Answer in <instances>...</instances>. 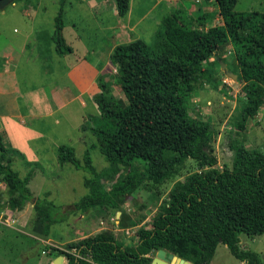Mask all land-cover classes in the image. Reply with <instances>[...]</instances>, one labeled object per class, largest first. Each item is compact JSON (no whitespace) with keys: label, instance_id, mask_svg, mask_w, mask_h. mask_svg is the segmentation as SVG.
I'll use <instances>...</instances> for the list:
<instances>
[{"label":"trees","instance_id":"obj_1","mask_svg":"<svg viewBox=\"0 0 264 264\" xmlns=\"http://www.w3.org/2000/svg\"><path fill=\"white\" fill-rule=\"evenodd\" d=\"M65 1L60 0L55 17L53 40L59 54L72 51L62 35ZM214 1L216 14L171 9L161 20L152 46L134 39L113 48L110 61L116 72L100 74L99 91L92 96L101 119L93 134L107 167L98 172L86 153L80 161L65 145L57 147V160L70 162L89 175L88 193L74 205L82 213L108 206L125 215L121 198L145 181L164 182L187 159L202 170L174 184L164 208L147 228L136 231L135 241L124 243L103 230L71 243L69 249L74 252L60 250L66 264H150L159 249L191 264H210L219 243L243 264H263L255 251L240 247V235L264 233V153L245 146L247 123L264 104V12H237L238 0ZM115 2L118 14L125 15L129 0ZM228 44L233 54L223 58L218 51ZM213 56L218 66L220 61L234 62L232 71L243 92L236 137L229 141L231 167L217 165L212 125L195 121L187 113V101L198 83L212 78ZM115 82L123 84L125 103L113 93ZM21 156L0 133V182L7 186L8 194L0 200V208L20 210L33 200L27 185L30 173L20 177L13 169L15 158ZM135 162L143 169L127 170L106 189L105 179L120 166ZM33 209L30 230L44 239L51 225L66 216L42 197L35 198ZM126 217L129 223L121 216L119 227L138 223Z\"/></svg>","mask_w":264,"mask_h":264},{"label":"rangeland","instance_id":"obj_2","mask_svg":"<svg viewBox=\"0 0 264 264\" xmlns=\"http://www.w3.org/2000/svg\"><path fill=\"white\" fill-rule=\"evenodd\" d=\"M32 1L40 3L42 8L38 13V17L34 20L33 28L44 31L45 37L47 38L53 36L55 17L59 12L60 0ZM196 1L200 2L202 11L216 14L217 6L215 1ZM15 2H19V0H15ZM131 3L130 18L133 19L140 14V11L148 9L152 4L149 0H138L137 2L131 0ZM183 3L189 4L187 0H183ZM181 4H178V6L180 7ZM10 5L8 4L6 6L8 11L12 9ZM63 7V21L65 23L63 35L76 48L75 52L68 56H63L60 58L61 62L57 63L54 59L55 55L52 57L50 56L51 54L42 51L41 45H43L44 40L43 38L35 39V31L33 30V33L27 38V44L29 46L25 50L24 55L19 57V64L16 65V73L14 75V78L18 82L17 86L20 90L19 101L22 106L28 104L29 96L27 98L26 92L30 91L29 88L32 89L33 87L42 85L47 91L60 82L64 83L66 79V70L64 69L66 63L69 65L77 56L86 53L87 49H104L112 43L120 44L130 38L128 37L129 32L112 26L118 20V16H114L113 11L108 6L101 7L100 11L96 12V10L88 5L87 0H66ZM234 10L237 12H264V0H238L234 6ZM0 28L2 30L0 31V49L6 48L8 45L13 46L14 44L12 42L18 34L16 33L17 30L21 32L20 26L14 21L2 20L0 22ZM14 28H16L15 31H13ZM73 31L79 36L80 43L76 41L77 38L74 39ZM145 38L150 46L156 41L155 34H146ZM48 47L51 50V47ZM218 53L221 57H229L233 54V48L231 44H228L218 51ZM214 58L213 56L211 59L213 61L212 78L209 81L206 80L198 83L195 91L187 101V113L191 119L210 123L215 129L216 134L212 144L214 155L217 158L218 167L223 168L231 167L232 164L233 151L229 147V141L232 137H236L235 121L239 118V99H243V92L241 83L227 76L224 72V69L231 71L235 65L234 62H230L228 67L226 65L225 67H221L215 63ZM107 70L115 73L111 62L108 63ZM112 89L117 99L125 103L123 84L118 85L115 82L112 85ZM68 108L70 113L73 110L78 112L80 109V114L87 113L92 109L91 106L84 110L81 109L77 101H73ZM71 120L69 118V122ZM90 120L94 125L96 124L93 118H90ZM62 124L64 129L63 131L61 130L60 135L57 133L55 135L50 134V139L51 136H57V142L60 144H70L72 155L80 161L84 160L86 153V156L90 158L91 163L98 172L109 165L99 151L98 142L91 132L86 137H81L80 135L81 139L73 142L72 140L75 138L73 135L76 132L72 128L73 122L68 123L69 126L64 121ZM75 135L77 134L75 133ZM45 142L47 146H50L48 138H46ZM245 144L249 149L256 148L264 153V109L262 107L259 115L247 123V141ZM47 157L50 158L39 161V168L42 170L43 176L36 174L33 182L30 184L32 189L39 186V188L43 187L44 190L51 191L58 205L65 204L69 200L74 202L78 201L84 194L88 193V189L83 188V181L89 176L86 172L81 169H74L70 162H65L61 166L62 163L59 160H54L52 154L48 152ZM136 168L138 170L143 169L141 164L136 162L129 166H120L113 176L104 180V186L106 189H109L114 181H117L125 175L127 170ZM13 169L17 171L20 177H24L27 172L29 173L27 171L28 169L21 163L13 165ZM198 170H202L198 163L192 159H187L183 165L179 166L176 173L164 182L155 183L145 181L133 193L121 198V207L125 215L117 214L115 209L106 208L108 206H104L103 208H90L83 214L91 215L94 221L93 212H96L98 214V220L93 222L94 225L97 224V226L103 227L102 229L104 231L112 232L120 241L129 244L136 240L134 237L136 231L147 228L150 219L164 208L174 184L178 181L185 180L188 175ZM35 172L38 173L36 170ZM1 189H4L3 186ZM2 191H0V199L5 200L8 198V194ZM26 207V213L23 214L22 211L23 216L20 219L22 224H25L26 220L29 221L24 228H19L20 225L16 228L17 224L13 220L7 222L12 227L0 225V264H53L55 255H63V264H66L67 258L60 250L74 252L75 249H69V245L71 243H77L82 239L80 238V230L86 234L85 230L87 229L83 225H80V221L77 220L81 213L76 211L72 204L60 208L61 212L66 214V216L62 221L55 222L51 225L49 237L54 241L66 242L63 244L54 242L58 248L51 246V249H48L44 241L39 239L42 237H37L38 235L35 236L29 231L28 226H30L31 219L35 218V214L34 210H32L31 203H28ZM0 210L7 211L8 216L11 214L9 212L10 209L7 207H2ZM121 216L128 223L129 220L126 216H129L132 220H137L138 223L129 226L130 228L126 233L116 223V220L119 221ZM240 247L255 251L264 264V233L256 236L241 234ZM210 264H243V262H240L232 256L228 248L220 243L216 247Z\"/></svg>","mask_w":264,"mask_h":264},{"label":"crops","instance_id":"obj_3","mask_svg":"<svg viewBox=\"0 0 264 264\" xmlns=\"http://www.w3.org/2000/svg\"><path fill=\"white\" fill-rule=\"evenodd\" d=\"M133 1L137 2L138 0ZM149 1L152 2L149 8L140 11V14H138L134 19L130 18L132 9L131 0H129L128 11L123 16H120L118 14L115 0L114 4L113 0H87V3L91 8L96 10V12L100 11L101 7L108 6L109 9L113 11V15L118 16V20L114 25L112 24V26L130 33L128 36L130 37L129 40L121 42L120 44L130 42L134 39H141L145 43H147L145 40V35L156 34L161 20L170 12L171 9L175 7L186 8V10H188L189 12H199V10H202L201 5L199 4L200 2L196 0H187V3L189 4H184L182 0ZM10 4V6L12 7L11 10L8 11L6 9V6L0 9V22H2V20L14 21L17 23V25L20 26L21 32L17 30L16 33L18 34L14 37V40L12 42V44H14L13 46L8 45L6 48L0 49V133L3 135L8 144H10L13 148H15L22 154L21 157L15 158L13 165L21 163L26 169H28L27 171H29L30 173V178L27 185L34 196L32 202H28L32 204V210H34L33 201L37 197H42L44 199L50 200L60 208L69 206L71 204L75 205L81 198L86 196L87 193L84 194L78 201L74 202L69 200L65 204L58 205L51 191L44 190L43 187L39 188V186L32 189L30 187V184L33 182L36 174H43L41 172L42 170L39 168V161H44L50 158L47 157V152L52 154L54 160H57V147L59 145H65L67 149L71 150L70 144H60L59 142H57V136H51V139L49 137L50 134L55 135L57 133L60 135L61 130L63 131L64 129V126L62 124L63 121L65 122V124H70L71 122H73L72 128L76 131L75 133L77 134L75 135L74 133L73 137L75 138L74 140H72L73 142L77 139L80 140V135L81 137L89 136L90 132L96 139L95 135L93 134V128L100 124L101 119L97 107L92 100V96L99 91L97 83L98 76L100 74L112 73L107 70V66L108 63L111 62L110 54L113 48L118 44L112 43L110 44V46L104 49H87L86 53L77 56L76 59L72 60L69 63V65L66 63L64 67V69L66 70V79L64 83L60 82L47 91L45 88H43L42 85L33 87L32 89L29 88L30 91L26 92L27 98L29 96L28 104L22 106L19 101L20 90L17 86L18 82L14 78V75L16 73V65L19 64V57L24 55L25 50L29 46V44H27V38L30 34L33 33V30L35 31V39L43 38L44 40L43 45L45 44V46L43 47V45H41L42 51H44V53L51 54L50 56L52 57H54L55 55L54 59L57 63L61 62L60 58H62L63 56H68L69 54L74 53L76 48L73 47V45L70 44L71 42H68V39L63 35L65 23L62 30V35L65 39V43L72 48V51L65 52L64 54H59L56 51L53 36L47 38L45 37L44 31H39L37 28H33V23L35 22L34 20H36L39 11H41L42 9L40 3L34 2L32 0H19V2L14 1ZM178 4H181L180 7L178 6ZM15 30L16 28H14L13 31ZM0 31H2L1 28ZM72 33L74 35V39L77 38L76 41L80 43L79 36L75 33V31H73ZM47 43L50 44H48V46L51 47V50L47 46ZM225 65L226 67H228L227 63H225ZM114 71L116 72L115 68ZM73 101H77L79 107H81V109L83 110L89 106H91L92 109L84 114H80V109L78 110V112L73 110L70 113L68 106ZM263 106L264 104L261 106L264 109ZM259 113L257 115H259ZM69 118L70 120L72 119L70 122ZM90 118H93L95 120V125L91 122ZM69 124L67 126H69ZM46 138L49 139L50 146L46 145ZM246 147L248 148V146ZM63 164H61V166ZM35 170L38 171V173L35 172ZM87 179L88 177H86V179H84L83 181V188H87ZM2 186L4 189H1ZM0 191L7 192V186L1 182ZM1 201H3V199ZM28 203H26V205ZM26 205L20 210L10 209L12 215H10L9 220H13L14 223L16 222V228H18L19 225V228H24L29 222L27 220L25 224H22L20 222L21 217L26 213ZM80 213L81 214L78 216L77 220L80 221V225H83L87 229L85 230L86 234L80 230V238L85 239L104 230L102 229L103 227H99L97 226V224L94 225L93 223L94 221L96 222V220H98V214L96 212H93L94 221L92 220L91 215H85L81 211ZM7 216V211L0 210V225L12 227L10 223H6L9 220L5 221V218L7 219ZM32 220L33 219H31V221ZM116 223H119V221L116 220ZM28 227L29 231H31L30 226ZM129 228V226L123 228L120 227V229L124 230L126 233L128 232ZM31 232L34 234L33 231ZM34 235L37 236L36 234ZM112 235L114 234L112 233ZM39 239L44 241V244L48 246V249H51V246L57 247L54 242L61 244L66 242L58 240L54 241L49 236L46 239ZM57 256L58 255H55L54 258H56Z\"/></svg>","mask_w":264,"mask_h":264},{"label":"water","instance_id":"obj_4","mask_svg":"<svg viewBox=\"0 0 264 264\" xmlns=\"http://www.w3.org/2000/svg\"><path fill=\"white\" fill-rule=\"evenodd\" d=\"M13 1L14 0H0V9L4 8ZM220 64L221 67H225V63H223L222 61H220ZM224 72L227 76L231 77L234 80H237V74H235L233 71L224 69ZM117 213H120V211H118ZM63 262H64V256L58 255L54 259L53 264H63ZM150 264H190V262L176 255H173L172 253H167L165 249H159L154 254Z\"/></svg>","mask_w":264,"mask_h":264},{"label":"built area","instance_id":"obj_5","mask_svg":"<svg viewBox=\"0 0 264 264\" xmlns=\"http://www.w3.org/2000/svg\"><path fill=\"white\" fill-rule=\"evenodd\" d=\"M9 212H11L10 210H9ZM10 215L11 214H9V216H7V219H5V221H8L9 219H10ZM7 223V222H6Z\"/></svg>","mask_w":264,"mask_h":264}]
</instances>
